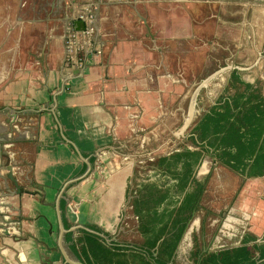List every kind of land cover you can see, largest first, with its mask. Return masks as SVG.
<instances>
[{"label":"crops","instance_id":"crops-1","mask_svg":"<svg viewBox=\"0 0 264 264\" xmlns=\"http://www.w3.org/2000/svg\"><path fill=\"white\" fill-rule=\"evenodd\" d=\"M160 1L164 0L156 2ZM210 3L217 10L218 0ZM203 4L188 7L194 6L199 11ZM68 6H72L73 14L82 12L92 17L96 37L103 45L102 55L86 66H63L65 49L60 35L65 21L63 13ZM142 6L154 7V0H0V69L9 65L8 79L0 86V137L4 134L12 142L18 140L8 145L6 152L13 164H21L19 170L27 169L26 177H18L23 187L14 191L12 172L8 166H0V246H3L0 259L4 264H10L13 255L11 248L4 246L6 242L9 246L13 242V248L18 251L14 252L15 257L21 262L29 257L36 263L42 261V245L47 243L58 254L57 264L59 252L63 264H75L80 260L66 241L69 231L79 234V230H87L107 242L139 245L144 238L138 230L140 219L132 200L140 197L143 186L155 185L164 193L169 190L170 198L183 199L185 191L176 189V179L155 166L161 156L178 151L185 144L158 156L148 152L142 157L144 153L135 152L141 148L136 139L154 126L157 116L171 119V96L177 93L180 88L176 87L177 83L183 79L171 74L165 60L162 63L155 60L149 46V39L152 47L158 43L155 34L133 22L131 11L143 19L138 10ZM247 6V9L255 7ZM257 10L264 8L257 4ZM169 15L162 16L163 24L174 23L164 26L159 38L172 35L173 41H184L187 34L183 23ZM239 15L244 16V21L247 12L236 13L231 8L227 14L234 20ZM151 20L158 22L155 13ZM247 25H243L242 38L246 39L243 46L249 50L257 47L259 53L264 44V23L259 19ZM225 29L228 38H239L232 20L226 22ZM207 32L211 36L220 34L218 24H208ZM19 54L28 57L20 60ZM34 55L42 56L41 60L33 61ZM262 68L264 61L249 62L243 67L249 71L247 74L239 71L244 80L259 81L264 86V77L261 80L257 73H250ZM14 122L17 129L11 128ZM168 144L164 142L157 149ZM153 145L154 142L142 148L154 152ZM128 150L132 153L123 152ZM205 164L209 171L208 162L196 169L199 181L208 173L207 168L202 171ZM137 168L145 170L144 173L139 174ZM247 180L251 182L252 178ZM127 195L130 209L126 206ZM203 197L204 194L202 207ZM256 205L260 215L254 211L255 224L260 227L264 223V200H258ZM249 207L246 204L244 209ZM177 210L150 209L147 215L149 219L161 216L169 225L170 215ZM200 211L204 215L195 219ZM206 212L202 208L194 213L189 222L190 238L198 223L206 232ZM15 225L18 233L28 235L26 240L17 242L7 236L12 235V229L16 230ZM96 227L104 232L94 230ZM113 228L117 232L111 236ZM127 235H135L141 241L123 242L116 238Z\"/></svg>","mask_w":264,"mask_h":264},{"label":"rangeland","instance_id":"rangeland-1","mask_svg":"<svg viewBox=\"0 0 264 264\" xmlns=\"http://www.w3.org/2000/svg\"><path fill=\"white\" fill-rule=\"evenodd\" d=\"M159 0H154V7L151 6L150 9L142 6L139 10V14L143 16V19L140 17H135L133 11H131V17L134 19V23H138L139 26H143L145 29L150 30V33L155 34L156 43L155 47H152L149 39V46L154 51L155 60L162 63L163 60L166 61V64L169 66L171 74H174L175 78L183 77L181 82L177 83L176 87H180L177 90V93L174 96H171V119H164L160 114V117L157 116L154 119V126L148 129L146 132H143L136 139L139 141L141 148L137 152L139 155L145 154L142 157H146L147 153L150 152L152 155L166 154L170 151L178 149L179 146L182 147L184 144H189L187 141L188 134L192 128L195 121L201 116V114L206 111L212 104L215 103L218 96L223 92L225 85L227 84L228 77L230 72L237 68L242 72L249 71L243 69L245 65H248L249 62L262 63L264 61V44L260 47L261 52L257 53L258 48L255 47L254 50H249L248 46L244 47V42L246 39L243 37L244 24L249 22L255 23L256 20L261 19L264 23V10L258 11L257 4L264 8V0H218V7L212 8L210 2L212 0H164L163 2H156ZM207 1V2H206ZM233 2V4L231 3ZM204 3L202 6V11L199 12L191 4H200ZM206 2V4H205ZM167 4V6H164ZM247 5H255L253 8L247 9ZM231 8H233L236 13H241L243 11L247 12V16L244 18L243 15L237 16L234 20L232 17L227 16L230 13ZM255 8V9H254ZM196 10V12H194ZM156 20H151L152 14ZM171 14L175 20L181 21L183 23V28L186 29L185 33L187 34L184 41H173L174 36L170 35V38H159L162 28L167 24H173L174 22H169L163 24L162 16L169 17ZM261 15V16H259ZM70 14L68 15L69 18ZM231 16V15H230ZM145 19V20H144ZM229 20H232L237 25V33L239 38L235 37L228 38L227 32L225 29L226 22L229 24ZM146 23H145V22ZM211 22L218 24V32L214 36H211L210 32H207V25ZM152 23V24H151ZM248 26V25H247ZM216 31V30H215ZM149 32V31H148ZM207 32V33H206ZM200 35L196 37V35ZM191 35V36H190ZM246 36L247 30L245 33ZM158 36V37H157ZM244 41V42H243ZM239 42H243L240 44ZM154 48V49H153ZM248 48V50H247ZM197 51V53H196ZM199 53V55H197ZM228 67V68H227ZM225 68L223 71L218 73L215 77L210 79L206 86H203L197 96L195 104L194 117L186 130H183L181 133L182 127L185 124V120L188 117L191 107V100L193 94L195 93L196 88L208 77L218 70ZM257 73L258 77L263 79L264 77V68L252 70L250 73ZM179 81V80H178ZM264 81V79H263ZM179 84V86H178ZM264 88V86H263ZM181 89V92L178 91ZM183 99L180 103L179 99ZM169 129V133H167ZM135 140V141H136ZM142 141H145L144 143ZM154 142L155 151L146 150L145 148L149 147L150 143ZM164 142L169 144L163 147V149H157V146L161 145ZM148 143V146H147ZM143 145V146H142ZM145 147V148H142ZM126 153H132V151H123ZM154 153V154H153ZM138 156L137 158H142ZM131 159H129L130 161ZM205 162H208L209 171L208 173L202 175V178L206 175H209L207 192L203 197V207L208 208L217 217L218 221L211 225L212 216H208V225L206 230V240L211 241L213 238L219 234L222 235L224 228V220L228 214H233V216L238 219L239 222L235 225L234 235L225 236L223 239H220L218 242H214L212 246L210 245L211 251H217L220 248L231 247L237 245L242 235H245L244 240L252 242L248 247V253L252 256L256 255V251L259 249V246L255 245V240L257 238L264 239V223L255 224L254 211L258 209L256 203L259 200H264V174L259 173L255 178H252V181L241 177L235 171L233 172L228 167L213 164L209 156H205ZM27 163L26 167H29ZM144 164V163H143ZM142 164V165H143ZM146 165V163H145ZM202 166V165H201ZM202 168V167H201ZM17 170L16 174H13L11 177L12 190L16 191L18 188L23 187L19 182L18 177L26 176V171ZM139 174H143L145 170L142 168H137ZM201 171V170H200ZM206 171V172H207ZM199 172V171H198ZM197 172V173H198ZM28 175V172H27ZM152 175V174H151ZM139 178H142L141 175H138ZM201 176V174H200ZM231 180V186L225 183L226 180ZM25 183V182H24ZM26 185H28L26 183ZM25 185V186H26ZM28 190V188H26ZM31 190V188H30ZM128 197L126 198L127 209H130V202L128 203ZM240 198L241 202L236 204V198ZM236 200V201H235ZM250 203V204H249ZM246 204L250 205L248 209ZM260 210V213L263 212ZM258 214V210L256 211ZM204 211H200L197 214L196 218H201L204 215ZM247 213V220H245L244 215ZM218 214V215H216ZM260 215V214H258ZM249 216V217H248ZM244 220V221H243ZM200 225L193 229L192 240L190 242V232L185 236L184 243L187 242L184 246L180 245L175 254V262L172 264H195L190 257L191 249L193 246V235H200ZM125 226L129 227L128 224ZM16 230H11L12 235H7L8 237L15 239L17 242L20 240H26L28 235L20 231L18 233L17 225H15ZM16 231V232H15ZM226 231V230H225ZM117 230L113 228L110 230L111 236L116 233ZM31 236L30 233H28ZM228 234V231H227ZM30 238V237H29ZM118 241L123 242H139L141 241L139 237L135 235L127 236H116ZM7 241V240H4ZM43 242L46 243L45 240ZM189 243V245H188ZM8 242L4 244L6 248H11V253L14 255L10 256V264H57L58 254L56 250L47 245V243L42 245L41 258L42 261L37 262L27 258L26 262H21L16 258L15 253L18 252L13 248V242L11 246L7 245ZM2 249L3 246H0ZM0 249V250H1ZM15 252V253H14ZM1 255V254H0ZM61 253L59 252V263L63 264L61 259ZM0 264H4L3 260L0 259Z\"/></svg>","mask_w":264,"mask_h":264},{"label":"trees","instance_id":"trees-1","mask_svg":"<svg viewBox=\"0 0 264 264\" xmlns=\"http://www.w3.org/2000/svg\"><path fill=\"white\" fill-rule=\"evenodd\" d=\"M187 141L178 151L157 159L156 168L176 179L182 200L170 198V191L155 185H144L138 199L132 200L139 216V232L144 241L139 245L107 242L87 230L69 231L66 241L84 264H171L177 247L194 213L200 209L205 181L196 178V169L205 156L246 177L264 173V93L263 84L244 80L238 69L231 72L223 92L197 119ZM207 165L203 167V172ZM170 205V206H169ZM150 209H178L170 215L171 224L163 217L150 218ZM94 230L104 232L96 227ZM77 234V235H76ZM106 236L108 233H104ZM259 258L249 256L242 247L225 250L196 264H264V244ZM200 254V253H199ZM259 259L263 261L259 262Z\"/></svg>","mask_w":264,"mask_h":264},{"label":"flooded vegetation","instance_id":"flooded-vegetation-1","mask_svg":"<svg viewBox=\"0 0 264 264\" xmlns=\"http://www.w3.org/2000/svg\"><path fill=\"white\" fill-rule=\"evenodd\" d=\"M71 12L73 13L72 6H68L66 8V10L64 11V13H63V17H64L65 21L63 22L62 32H61V35L60 36H61V38L63 40L64 49H65V36H66V32H67V27H68V15ZM19 55H20L19 56L20 57V60L23 59V58L28 57V56H26V54H24V55L19 54ZM34 56H35L36 59L35 58H32L33 61H37L38 62V61L41 60L40 58H42V56H37V55H34ZM63 66L64 67L71 66L69 64V62H67V59L65 58V56H64V60H63ZM8 67H9V65H8ZM8 67H3L2 69H0V86L5 82L6 79H8L7 78V75H6L8 73ZM14 67H16V66H14ZM234 69H237V68H234ZM14 124H15V122L12 124L11 128H14ZM14 129H17L16 126H15ZM0 138H2V140H0V151H1L0 166L6 165V166H8V168L10 169V171L12 172L11 175L16 174L17 170L20 169L21 164L20 163H16V165H15V163L13 164V162L11 160V156H10V154H8L6 152V150H7L8 145H10L11 143L14 144L18 140H15L14 139L15 141L12 142V141H10V138L8 136L4 135V134ZM185 145H187V144H185ZM188 146L193 148V146L191 145V143ZM210 159H211V162L213 164L215 163V164H218V165H222L219 161H215L211 157H210ZM204 161H205V157H204V159L201 162V164H200L199 167H201V165L203 164ZM222 166H224V165H222ZM239 175L241 177L245 178V179L254 178V177H246V176H243L241 174H239ZM208 180H209V175H206L205 177L202 178V181H205V184H206L205 190H204V194L207 192ZM225 183L228 184V186H231V180H228L227 179L225 181ZM236 200H235L236 201V204H239L241 202L240 201L241 199L239 197L236 198ZM202 208L204 209V207L201 206L200 209H202ZM205 209H207L206 217L212 216L213 219H212L211 225H213L215 222L218 221V218H217L218 216L217 217H213V215H215V214L212 213V211L209 210L208 208H205ZM216 215H218V214H216ZM244 218H245V220H247V213H245ZM237 222H239V220L238 219L236 220V218L233 216V214H228L226 216V219L224 220V228H225L226 231L223 230V233H222L221 236H219V234L216 235L213 238V240L211 241V243H210V241H207L206 240V232L205 231L203 232L202 229L200 228L201 236L200 235L197 236L195 234L193 235V246H192V249H191L192 251L190 253V257H192V260L196 261L199 258V261L201 262V260H203L204 258L209 257L210 254H214V253L215 254H217V253L222 254L223 251L229 250V249H233V248H236V247H242L244 249V251L249 256H251L253 258H259V256H260L259 249L256 251V255L255 256H252V255H250L248 253V247H249L250 244H252V242L244 240L245 235H242V238H241L240 242L237 245H235V246L224 247V248H220L217 251H211L210 245L212 246V244L215 241L218 242L220 239H223L225 236L229 237L231 235L232 236L234 235V228H235V225L237 224ZM205 227H206V220H205L204 224L202 223V228L205 229ZM227 231H228V234H227ZM255 241H256L255 242V245L259 246V248L264 244V239L257 238ZM175 258L176 257L174 256L173 262H175ZM258 261L261 262V261H263V259H259Z\"/></svg>","mask_w":264,"mask_h":264},{"label":"built area","instance_id":"built-area-1","mask_svg":"<svg viewBox=\"0 0 264 264\" xmlns=\"http://www.w3.org/2000/svg\"><path fill=\"white\" fill-rule=\"evenodd\" d=\"M82 21L83 28L78 29L76 22ZM103 45L96 37L92 17L86 13L70 14L65 36V58L71 66H86L95 57L102 55Z\"/></svg>","mask_w":264,"mask_h":264},{"label":"water","instance_id":"water-1","mask_svg":"<svg viewBox=\"0 0 264 264\" xmlns=\"http://www.w3.org/2000/svg\"><path fill=\"white\" fill-rule=\"evenodd\" d=\"M70 14H72V12H71ZM76 25H77V28H78V29H82V28L84 27L82 21H77V22H76ZM227 68H228V67H227ZM224 69H225V68H222V69L218 70L217 72L213 73L210 77H208L207 79H205V80H204V81H203V82H202V83L196 88L195 93L193 94V97H192V100H191V107H190V112H189V114H188V117L186 118L187 120H188V118H191V121H192V119H193V117H194L195 104H196L197 96H198V94H199L201 88H202L203 86H206L207 83L210 81V79H212L213 77H215L218 73H220V72L223 71ZM191 121L189 122V124H187V123H186V120H185V124H184V126L182 127L181 133H183V130H186V129L188 128V126L190 125ZM0 140H2V138H0ZM0 156H1V151H0ZM204 162H205V161H204ZM204 162H203V164H204ZM203 164H202V165H203ZM201 167H202V166H201ZM201 167H200V169H201ZM198 226H199V223H198ZM198 226H196V227H198ZM190 227H191V224H189L188 227L186 228V230H185V232H184V234H183V237H182V239H181V241H180V243H179V245H178V247H177V250H178V248L180 247V245L184 246L185 244H187V242L184 243L183 240H184L186 234L189 232ZM193 232H194V230L192 231V233H193ZM106 239L108 240V238H106ZM191 240H192V235H191L190 242H191ZM108 241H109V240H108ZM177 250H176V251H177ZM75 264H83V263H82L81 261H78V262H76Z\"/></svg>","mask_w":264,"mask_h":264},{"label":"bare ground","instance_id":"bare-ground-1","mask_svg":"<svg viewBox=\"0 0 264 264\" xmlns=\"http://www.w3.org/2000/svg\"><path fill=\"white\" fill-rule=\"evenodd\" d=\"M190 121H191V118H188V120L186 119L187 124H189Z\"/></svg>","mask_w":264,"mask_h":264}]
</instances>
